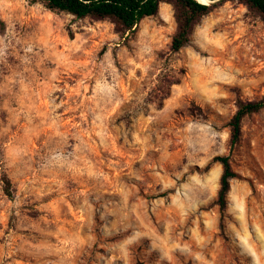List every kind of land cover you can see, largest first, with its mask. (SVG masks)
Here are the masks:
<instances>
[{"label": "rangeland", "instance_id": "1", "mask_svg": "<svg viewBox=\"0 0 264 264\" xmlns=\"http://www.w3.org/2000/svg\"><path fill=\"white\" fill-rule=\"evenodd\" d=\"M218 3L171 54L169 4L122 37L0 0V264H264V109L229 127L264 97V23Z\"/></svg>", "mask_w": 264, "mask_h": 264}, {"label": "trees", "instance_id": "2", "mask_svg": "<svg viewBox=\"0 0 264 264\" xmlns=\"http://www.w3.org/2000/svg\"><path fill=\"white\" fill-rule=\"evenodd\" d=\"M203 3L198 0H30L32 4L42 2L46 8L57 13H66L76 19L92 21H109L114 24L116 32L125 37L134 33L139 24L147 18L158 14L162 4H169L174 9L177 31L172 38L170 53H179L190 44L195 25L216 9L218 0ZM223 1V0H220ZM245 5L251 14L264 23V0H228ZM177 82H172L175 84ZM264 109V97L257 101H238L237 110L229 122L231 146L239 144L242 137V122L245 117ZM223 166L217 205L223 213L227 207V197L231 181L236 177L228 156L214 158ZM5 193L12 196V183L4 177Z\"/></svg>", "mask_w": 264, "mask_h": 264}, {"label": "bare ground", "instance_id": "3", "mask_svg": "<svg viewBox=\"0 0 264 264\" xmlns=\"http://www.w3.org/2000/svg\"><path fill=\"white\" fill-rule=\"evenodd\" d=\"M198 1H200V2H203V3H207V1H206V0H198Z\"/></svg>", "mask_w": 264, "mask_h": 264}, {"label": "water", "instance_id": "4", "mask_svg": "<svg viewBox=\"0 0 264 264\" xmlns=\"http://www.w3.org/2000/svg\"><path fill=\"white\" fill-rule=\"evenodd\" d=\"M207 1V3H212V2H210L209 0H206ZM220 0H218L217 2H219Z\"/></svg>", "mask_w": 264, "mask_h": 264}]
</instances>
